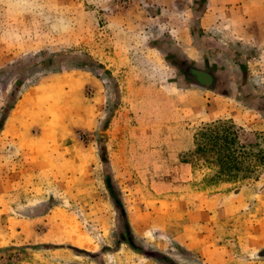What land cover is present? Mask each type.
<instances>
[{"label": "rangeland", "instance_id": "1", "mask_svg": "<svg viewBox=\"0 0 264 264\" xmlns=\"http://www.w3.org/2000/svg\"><path fill=\"white\" fill-rule=\"evenodd\" d=\"M196 4L0 0V264H264V23Z\"/></svg>", "mask_w": 264, "mask_h": 264}, {"label": "trees", "instance_id": "2", "mask_svg": "<svg viewBox=\"0 0 264 264\" xmlns=\"http://www.w3.org/2000/svg\"><path fill=\"white\" fill-rule=\"evenodd\" d=\"M196 2H197V4H196V11H195L196 15L194 16V24H196V20L206 11L207 6H208V0H196ZM181 58H182L181 59L182 62L180 65H176L175 63H172V65L174 67L178 68V70H180V72H182L183 75L186 74L185 76L188 78H191V79H197L198 78L197 75H200V77H202V79L200 78L202 82L200 81L201 83H199L195 80V82L198 83V85H200L206 89L213 90V91H216V92L224 94V95H228L226 92H224V90H222L224 88L225 84L227 85V83H224L223 79H221L219 82L220 88H217L214 86L211 87L210 85H208L207 82H203V78L207 79V80L209 78V80H210L211 76H214V74L209 69H205L203 67H199L197 65H194V63L192 61H190L186 56L181 55ZM17 85H18V82H17ZM16 92H18V89ZM11 98H12V100L14 99L12 101V103H15L16 98H14L13 95ZM11 109H12L11 107L6 109L5 115H4V117H2V119L0 121V132L3 129L4 123L7 120ZM259 109H261V108H259ZM261 111L264 114V109H261ZM232 128H233L232 126H228L225 123L220 122L217 124H211L209 127L203 128L202 131H200V135L202 137V140H208V145L210 147H212L213 149H215V150H222V148L226 149L228 153H225L221 158L223 159V161L226 162V164L236 165V164H238L237 163V157L235 154L231 153V151L233 149L232 148L233 143L231 142V141H233V139L231 138V133L233 131ZM222 129H224L225 135L219 134V132ZM213 133L215 134V136L212 135ZM219 138H223L225 143L220 145V141L219 142L217 141ZM202 142H205V141H202ZM220 173L223 174L224 172L221 171ZM107 184H108V187H109L110 192L112 194V197L115 200L116 205L121 206V208H122V211L124 214L123 219H124L125 224H126L125 230L130 232V225H129L128 219L125 215V212H124L123 203L120 199H118V202L116 201V192H114L115 191V185L109 176H107ZM129 234H131V233H129ZM130 241L132 242L133 240H130ZM130 241L128 240V243H130ZM134 248L136 251H140L137 247H134ZM165 257L169 261L171 260V264L173 263L171 258L167 257L166 255H165Z\"/></svg>", "mask_w": 264, "mask_h": 264}, {"label": "crops", "instance_id": "3", "mask_svg": "<svg viewBox=\"0 0 264 264\" xmlns=\"http://www.w3.org/2000/svg\"><path fill=\"white\" fill-rule=\"evenodd\" d=\"M208 5V9H206V11L200 16L201 27H205V21H207L209 25L213 21L216 22L218 20V15L216 17L212 16V10H215V7L223 10V13L220 14V17L225 16L223 20L230 22L234 26L238 24L236 30L243 38H248L250 34L257 33L258 27L263 26L264 20H262V16L260 15H264V0H208ZM212 78L213 76L208 84L211 87L218 83L216 80H212ZM197 82L201 83L202 81ZM191 83L196 84L195 81H192ZM197 99L198 102H200L199 97H197ZM9 120H11V118ZM186 232L187 231L184 228L177 238L179 242L185 244L188 248H193V245H191L192 241L187 243V237L189 236Z\"/></svg>", "mask_w": 264, "mask_h": 264}, {"label": "bare ground", "instance_id": "4", "mask_svg": "<svg viewBox=\"0 0 264 264\" xmlns=\"http://www.w3.org/2000/svg\"><path fill=\"white\" fill-rule=\"evenodd\" d=\"M77 244H79V245L83 246V244H82V243H79V242H78Z\"/></svg>", "mask_w": 264, "mask_h": 264}, {"label": "flooded vegetation", "instance_id": "5", "mask_svg": "<svg viewBox=\"0 0 264 264\" xmlns=\"http://www.w3.org/2000/svg\"><path fill=\"white\" fill-rule=\"evenodd\" d=\"M186 75V74H185Z\"/></svg>", "mask_w": 264, "mask_h": 264}]
</instances>
